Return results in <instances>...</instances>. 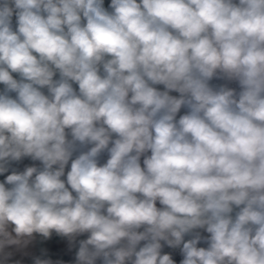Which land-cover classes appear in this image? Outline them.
I'll return each instance as SVG.
<instances>
[{
  "label": "clouds",
  "instance_id": "obj_1",
  "mask_svg": "<svg viewBox=\"0 0 264 264\" xmlns=\"http://www.w3.org/2000/svg\"><path fill=\"white\" fill-rule=\"evenodd\" d=\"M0 264H264V0H0Z\"/></svg>",
  "mask_w": 264,
  "mask_h": 264
}]
</instances>
